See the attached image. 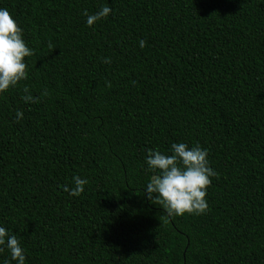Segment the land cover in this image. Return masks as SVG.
Returning a JSON list of instances; mask_svg holds the SVG:
<instances>
[{"label":"trees","instance_id":"obj_1","mask_svg":"<svg viewBox=\"0 0 264 264\" xmlns=\"http://www.w3.org/2000/svg\"><path fill=\"white\" fill-rule=\"evenodd\" d=\"M0 8L35 50L0 94V225L26 264H264V0ZM173 142L208 149L204 214L168 217L146 198L147 150ZM74 175L88 180L78 197L64 191Z\"/></svg>","mask_w":264,"mask_h":264},{"label":"clouds","instance_id":"obj_2","mask_svg":"<svg viewBox=\"0 0 264 264\" xmlns=\"http://www.w3.org/2000/svg\"><path fill=\"white\" fill-rule=\"evenodd\" d=\"M112 9L106 4L92 14L85 13V25L93 26L97 21L107 18ZM139 47L146 42L140 40ZM35 55V50L28 47L23 39V30L6 8H0V94L15 88L19 82L27 79L25 58ZM103 62L110 63L105 57ZM110 86V85H108ZM21 100L35 103L27 86L22 89ZM47 95V91L43 93ZM16 122L23 119V112H15ZM145 163L147 170L154 173L144 186L146 198L161 206L168 217L201 215L207 212L205 199L211 179L217 172L210 166L208 149L199 143L192 146L184 142H173L167 152L157 149L147 150ZM71 186L65 185L64 191L72 197H78L88 183L79 175L71 177ZM7 251L8 258L0 264H26L25 249L21 246L17 235L10 229L0 225V253Z\"/></svg>","mask_w":264,"mask_h":264}]
</instances>
